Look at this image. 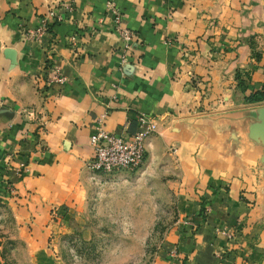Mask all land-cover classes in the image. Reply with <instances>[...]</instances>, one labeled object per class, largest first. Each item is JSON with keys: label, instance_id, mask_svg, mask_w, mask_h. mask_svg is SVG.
I'll return each instance as SVG.
<instances>
[{"label": "crops", "instance_id": "0c3cea01", "mask_svg": "<svg viewBox=\"0 0 264 264\" xmlns=\"http://www.w3.org/2000/svg\"><path fill=\"white\" fill-rule=\"evenodd\" d=\"M107 1L56 0V21L49 0H0V264H63L103 175L97 118L128 138L139 114L154 131L137 171L177 207L152 264H264V99L246 100L264 88V0H112L134 33L122 60ZM50 67L64 82L42 87Z\"/></svg>", "mask_w": 264, "mask_h": 264}, {"label": "rangeland", "instance_id": "374dc122", "mask_svg": "<svg viewBox=\"0 0 264 264\" xmlns=\"http://www.w3.org/2000/svg\"><path fill=\"white\" fill-rule=\"evenodd\" d=\"M139 167L100 174L91 189L89 177L80 221L57 240L63 264H152L177 207Z\"/></svg>", "mask_w": 264, "mask_h": 264}, {"label": "built area", "instance_id": "2783aa9c", "mask_svg": "<svg viewBox=\"0 0 264 264\" xmlns=\"http://www.w3.org/2000/svg\"><path fill=\"white\" fill-rule=\"evenodd\" d=\"M49 4V10L46 13L47 18L50 17L56 21L61 20L60 15L55 11L56 0H49ZM106 6L113 14L114 31L120 39L119 50L122 60L131 47L134 33L118 23V14L113 9L112 0H108ZM63 8L69 9L67 5H64ZM42 29L38 27L29 30L27 35L37 38ZM49 70V74H45L41 79L39 78L43 82L42 87H46L50 81L56 82L57 84L64 82V78L59 74L58 70L52 67ZM136 124L137 129L135 132L130 137L124 138L107 132L102 127V118H97L95 131L88 138L93 152V158L87 165L88 168L95 172L109 174L114 171L133 169L140 166L144 159V140L154 131V124L152 119L144 114L137 115ZM226 235L228 236L229 234L226 233Z\"/></svg>", "mask_w": 264, "mask_h": 264}, {"label": "water", "instance_id": "95a60500", "mask_svg": "<svg viewBox=\"0 0 264 264\" xmlns=\"http://www.w3.org/2000/svg\"><path fill=\"white\" fill-rule=\"evenodd\" d=\"M6 52L8 53L9 56H12L11 50H7ZM259 117L261 119V122L258 125H256L255 131H257V134L262 135L263 143H264V107L260 108Z\"/></svg>", "mask_w": 264, "mask_h": 264}, {"label": "trees", "instance_id": "16d2710c", "mask_svg": "<svg viewBox=\"0 0 264 264\" xmlns=\"http://www.w3.org/2000/svg\"><path fill=\"white\" fill-rule=\"evenodd\" d=\"M264 99V88H259L254 90L248 96H246V100L256 102Z\"/></svg>", "mask_w": 264, "mask_h": 264}]
</instances>
